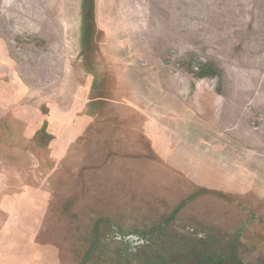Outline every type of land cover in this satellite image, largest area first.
<instances>
[{
	"label": "rangeland",
	"instance_id": "rangeland-1",
	"mask_svg": "<svg viewBox=\"0 0 264 264\" xmlns=\"http://www.w3.org/2000/svg\"><path fill=\"white\" fill-rule=\"evenodd\" d=\"M264 264V0H0V264Z\"/></svg>",
	"mask_w": 264,
	"mask_h": 264
},
{
	"label": "flooded vegetation",
	"instance_id": "flooded-vegetation-1",
	"mask_svg": "<svg viewBox=\"0 0 264 264\" xmlns=\"http://www.w3.org/2000/svg\"><path fill=\"white\" fill-rule=\"evenodd\" d=\"M217 264H221V262L219 261Z\"/></svg>",
	"mask_w": 264,
	"mask_h": 264
}]
</instances>
